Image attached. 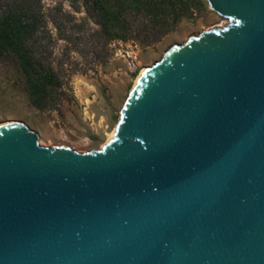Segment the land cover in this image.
Segmentation results:
<instances>
[{
	"label": "water",
	"instance_id": "water-1",
	"mask_svg": "<svg viewBox=\"0 0 264 264\" xmlns=\"http://www.w3.org/2000/svg\"><path fill=\"white\" fill-rule=\"evenodd\" d=\"M205 4L113 139L0 125V264H264V0Z\"/></svg>",
	"mask_w": 264,
	"mask_h": 264
},
{
	"label": "rangeland",
	"instance_id": "rangeland-1",
	"mask_svg": "<svg viewBox=\"0 0 264 264\" xmlns=\"http://www.w3.org/2000/svg\"><path fill=\"white\" fill-rule=\"evenodd\" d=\"M189 1L196 3L190 17L142 43L104 36L86 13V0H1L3 6L23 3L40 9L43 24L34 41L46 50L45 65L55 82L48 89L47 106L36 109L17 60L0 56V125L16 122L29 130L109 138L143 69L160 61L171 46L228 24L209 17L205 0ZM135 18L137 30L142 17Z\"/></svg>",
	"mask_w": 264,
	"mask_h": 264
},
{
	"label": "trees",
	"instance_id": "trees-1",
	"mask_svg": "<svg viewBox=\"0 0 264 264\" xmlns=\"http://www.w3.org/2000/svg\"><path fill=\"white\" fill-rule=\"evenodd\" d=\"M195 5L189 0H86L85 9L110 40L125 42L133 38L147 43L166 33L180 19L190 17ZM0 12V56L7 54L17 60L29 100L33 107L42 110L47 106L48 89L55 79L45 65L46 50L38 39L34 41L43 24L41 11L35 5L6 3L0 5ZM138 15L142 20L134 30ZM33 41L38 42V47Z\"/></svg>",
	"mask_w": 264,
	"mask_h": 264
},
{
	"label": "bare ground",
	"instance_id": "bare-ground-1",
	"mask_svg": "<svg viewBox=\"0 0 264 264\" xmlns=\"http://www.w3.org/2000/svg\"><path fill=\"white\" fill-rule=\"evenodd\" d=\"M143 71H144V69L140 72V74H139L138 77L136 78L134 85L137 83V81H138V79H139V77H140V75L142 74ZM134 85H133V87H134ZM113 136H114V132H112V133L109 135V138H112V139H113Z\"/></svg>",
	"mask_w": 264,
	"mask_h": 264
}]
</instances>
